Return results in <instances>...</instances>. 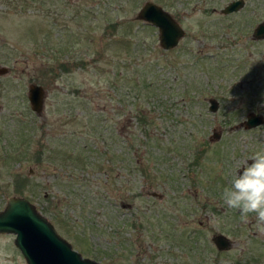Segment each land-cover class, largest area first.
Returning a JSON list of instances; mask_svg holds the SVG:
<instances>
[{"label":"rangeland","instance_id":"obj_1","mask_svg":"<svg viewBox=\"0 0 264 264\" xmlns=\"http://www.w3.org/2000/svg\"><path fill=\"white\" fill-rule=\"evenodd\" d=\"M145 1L0 0V64L8 67L0 75V209L11 195L27 197L73 248L103 264H264V235L254 217L241 222L221 199L237 169L264 151V122L241 124L249 111L264 115V95H258L264 94V38L252 36L264 19V0H244L230 13L220 10L230 0H152L184 27L170 49L160 46L155 26L135 18ZM124 18L137 20L134 39L140 45L127 59L123 51V72L159 59L147 70L156 79L154 102L162 103L152 111L153 142L164 144L160 152L152 144L129 155L125 146L133 134L127 127L126 140L108 137L107 129L126 123L131 83L124 75L112 82L113 69L95 73L89 63H79L104 46L108 22ZM65 54L72 71L57 79L49 75L45 84L37 79L44 64ZM31 82L46 91L40 115L27 97ZM100 84L104 91L96 95L92 88ZM90 92L95 98L89 102ZM210 98L218 100L214 112ZM103 103L107 125L94 132L89 113ZM214 129L217 139L210 138ZM16 130L28 133L24 141ZM134 142L138 148L139 140ZM38 148L42 160H36ZM60 148L87 153L93 165L82 170L80 160L62 159ZM197 149L201 164L189 165ZM182 232L198 238L195 251ZM219 232L231 239L228 249L216 247L212 237ZM14 236L0 232V264H27Z\"/></svg>","mask_w":264,"mask_h":264},{"label":"water","instance_id":"obj_2","mask_svg":"<svg viewBox=\"0 0 264 264\" xmlns=\"http://www.w3.org/2000/svg\"><path fill=\"white\" fill-rule=\"evenodd\" d=\"M244 5V0H230L220 10L223 13L237 11ZM136 19L155 26L158 30L159 44L164 49L176 46L185 34L184 27L160 4L146 0L138 9ZM255 39L264 38V19L258 22L253 30ZM8 72V67L0 64V75ZM46 95L42 84L31 82L28 85L27 97L31 109L41 114ZM209 110L218 108V100L209 99ZM264 122V115L249 111L241 124L252 128ZM220 132L215 129L211 139L219 138ZM0 232L13 233L14 243L23 254L27 264H103L93 258L83 256L55 228L51 220L42 214L27 197L11 195L0 209ZM213 241L220 250L228 249L232 241L224 233L213 235Z\"/></svg>","mask_w":264,"mask_h":264},{"label":"trees","instance_id":"obj_3","mask_svg":"<svg viewBox=\"0 0 264 264\" xmlns=\"http://www.w3.org/2000/svg\"><path fill=\"white\" fill-rule=\"evenodd\" d=\"M136 21L137 20H135V19L124 18L121 20L115 19L114 21L111 20L110 22H108V24L106 26V30L104 31V34L102 36L104 46L102 48L95 50L94 53L96 55L92 56V59L89 62H85L83 59H81L79 61V63H82V64L89 63V68H91V69L93 68L92 72H95V73H97L99 70H101L102 72L109 74L110 73L109 70L113 69L114 73L112 76L113 77L112 82L113 81L116 82L117 80H119L124 75L127 83H131V88H129L128 93L125 94L128 98L127 105H126L127 108L125 107V110H126L125 113L127 116L126 123H125V121L122 122V125L120 123V125H119L120 128L118 130H117V127L113 130L107 129V133H109L108 137L113 138L115 140H116V138H118L120 141V140H122L121 132L125 130V127H127L128 133L133 134L132 139L134 141H136L137 139L139 140L138 148H136V147H134V144L136 142H134L131 138H128L129 143H128V146L127 145L125 146V149L127 148V152L129 155H132L133 152L135 150L138 151V149H141L142 151L147 152L148 151L147 149H149L148 146L151 147L152 144L158 145V146H156V148L159 152L161 149H164V147H163L164 144L161 145L160 142H153L154 141L153 139H155V137L153 136V133H152L153 132L152 127L156 123V117L157 116L154 115L152 111H157V110L160 111L159 106L162 103L160 104L159 102H154V98L158 100V92H156V90H155V89H157V86L155 84L156 79H155L154 75L149 74V72L147 70L149 65L159 63L158 62L159 59H156L154 62L152 61V63L151 62H144L145 61V59H144L143 62L138 63V65H137L138 67L133 73L123 72V68H122L123 63L120 62L122 59L123 51H126L125 59H127V56H132V55L137 53L136 51H138L137 46H139L140 44L138 41H135L138 30L135 32L133 30L135 24H137ZM145 25H149V23H145ZM107 29H109V30L107 31ZM134 37H135V39H134ZM67 58H68V56H66V54H65L64 58H57L55 63L53 61L51 63L44 64L42 69L39 70V75L37 76V79H40V81L45 84L46 83L45 78L48 77L49 75H51L52 78L57 79L63 72L72 71L74 69L73 64H72V60H68ZM101 61L104 64L101 65L100 64ZM129 63H128V65H129ZM78 65L79 64L77 63L75 66H78ZM109 65H113V66L111 68H108ZM128 65H126V67H128ZM105 66H107V68H105ZM150 70L152 71V69H150ZM151 75H153V77H151ZM104 79H105V77H104ZM107 80H108V77H106V81ZM97 81H99V79ZM97 87L98 88H94V86H93L92 91L96 95H99V94H101V92L104 91V88L102 87L101 84H100V86H97ZM77 90H78V88H77ZM93 92H90L91 96L89 98V102L95 98V95L93 94ZM72 95L69 94V96H72ZM242 95H249V94H248V92H245ZM258 95H260V97H262L264 94L258 92ZM22 97H23V95H21V99L23 101L24 98H22ZM91 97H92V99H91ZM97 103H99V102H97ZM97 105H99V104H97ZM96 110H98V111H96ZM94 112L95 113H89L90 116L88 117L87 123L91 124L89 126H92V128L94 129V132H97L96 127L99 124L102 126L103 125L105 126V124H106V122H103V120L105 118V114H106V103H103L101 106H97L94 109ZM121 113H122V108H119V112L116 111V115H120ZM94 114H97V115L94 116ZM94 117L97 121V122H95L96 126L93 123L94 120H92V119H94ZM101 118H102V120H101ZM120 121H122V120H120ZM25 130H27V128H25ZM16 133H17V135H20L19 139L21 142L25 140L23 138V135H28V133L26 131L19 133V131L16 130ZM32 135H34V134L32 133L30 137L33 138ZM41 144H42V142H41ZM199 150L200 149H197L194 152L193 158L191 159V162L189 165L193 166L194 164H201L200 158L203 154L198 153ZM202 151H203V153H205V151L203 149L201 150V152ZM159 152L156 153L155 157H157L159 155ZM42 153L43 152L40 148H38L36 150V155H35L36 160H42ZM56 153H59L61 157L63 156L64 160H67V159L74 160V161L80 160V162L79 161H77V162L80 163L82 170H85V167H87L90 164L93 165V162L90 161V159H88L89 155H87V153L85 154L84 152H81V151L79 153H83L82 154L83 156L81 154H80V156H78V155H74L72 153H70V154L63 153L61 148L59 150H57ZM119 156H120V152H119ZM63 157H62V159H63ZM128 165H132L130 161H128ZM65 166L68 167L67 165H65ZM141 169L145 170L144 168H141ZM21 187L22 188L18 189L17 191L20 193H23V191H24L23 189L25 187H23V186H21ZM27 190H28V187L26 186V193H27ZM132 224H134V223L132 222ZM179 236L188 237L189 239L188 238L187 239L190 240V242L188 241L189 243L187 244L190 247L189 249L194 250V251L196 250L197 247L195 246V244L197 243L198 238H194L193 232H190L188 235H186L184 232H182ZM173 237L176 238L177 235L173 234Z\"/></svg>","mask_w":264,"mask_h":264},{"label":"clouds","instance_id":"obj_4","mask_svg":"<svg viewBox=\"0 0 264 264\" xmlns=\"http://www.w3.org/2000/svg\"><path fill=\"white\" fill-rule=\"evenodd\" d=\"M223 204L239 212L249 223L254 217L257 232L264 235V151H258L237 169L221 193Z\"/></svg>","mask_w":264,"mask_h":264},{"label":"flooded vegetation","instance_id":"obj_5","mask_svg":"<svg viewBox=\"0 0 264 264\" xmlns=\"http://www.w3.org/2000/svg\"><path fill=\"white\" fill-rule=\"evenodd\" d=\"M122 134V136H121V138H122V141H124V137H125V132H122L121 133ZM124 138V139H123ZM122 150V149H121ZM121 150H120V156H119V161H120V163H121V166L123 165L124 166V164H125V155H123V152H124V148H123V152H121ZM236 264H240V261H236Z\"/></svg>","mask_w":264,"mask_h":264}]
</instances>
